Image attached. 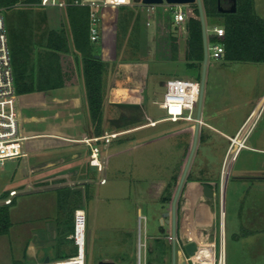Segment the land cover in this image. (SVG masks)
Instances as JSON below:
<instances>
[{"label": "rangeland", "instance_id": "1", "mask_svg": "<svg viewBox=\"0 0 264 264\" xmlns=\"http://www.w3.org/2000/svg\"><path fill=\"white\" fill-rule=\"evenodd\" d=\"M64 1L67 4L64 7H44L28 0H18L8 8H1V12L5 17L8 31L14 28L25 34L35 33L38 37L46 29L58 31L64 29L70 37L67 6L73 0ZM253 3L257 14L264 18V0H253ZM194 5L196 4L184 7L189 16L194 14ZM126 8L135 12L140 11L141 14L137 46L133 44V36L122 35L117 38L116 22L106 19L101 22V36L95 46L98 54L107 60L114 58L119 63L125 60L134 62L131 63L135 64L131 70L135 72L138 69L141 73L140 76H135L136 80H133V83H139L140 77L143 78L145 73L149 74L148 89L151 95L147 103L148 113L145 115L143 111L138 113L118 111L112 115L114 121L110 129L117 133L124 131L116 138L129 136V139L120 142L114 138L110 143L111 146L107 152L110 163L105 172L107 183L91 184L89 198L88 194L85 196L86 192L83 193V190L79 189L85 197H80L79 208L74 210V231L68 236L71 241L64 242L61 246H58L57 241L59 232L57 188L70 186L73 189L82 185L83 182L77 180L78 173L72 175L74 181L71 180L70 183L58 184L63 179H54L52 184L44 187L48 181H40L42 178L37 173L33 176L27 175L19 161L8 159L9 161L0 163V205L3 204L10 190L18 191L10 205L12 226L8 233L0 235V264H37L44 262L47 257L49 261L69 258L63 256V253H68L74 246L79 248L77 239L82 245L84 242L81 254L85 257V264H135L137 244L139 238H143L144 235L150 237L148 242L151 247L159 239L165 240L167 245L171 246L167 251L165 262H161L156 257L152 258L155 254L149 253L147 264H172L171 225L165 222L162 215L164 211L171 209V203L161 202L160 197L167 184L172 182V178L182 173L193 141L196 121L165 120L163 119L164 111L158 103L163 100L165 90L162 82L176 76L200 82L203 63L191 64L185 59L188 36L186 24L173 25V13L169 5L161 4V7H156L149 13L140 5L133 7L127 5ZM117 12L119 14V8ZM222 19H206L207 28L214 25L222 26ZM147 20L151 21L150 25H146ZM101 44H105L103 53L100 51ZM173 44L177 47L176 54L172 50ZM218 60L213 57L208 58L202 117L207 116L208 111H211L209 105L212 101V106L215 108L222 105L221 109L225 117L231 112L229 125L232 127L239 121L244 119L246 121L251 115L252 111L247 109V104L253 98L252 93L259 86L255 76L262 82V74L256 73L257 69L254 68L259 66L256 63L233 62L222 58L221 64ZM259 64L264 65L262 62ZM115 69L120 73L119 64ZM215 70L220 72L218 77L213 76ZM128 71L129 69L126 68L125 72ZM151 78L154 80L153 83ZM197 110L198 103L195 105V116H197ZM214 112L208 116L212 117ZM158 119L161 121L158 122ZM211 121L218 126L213 118ZM200 126L202 128L199 130L198 145L188 173L192 179L213 181L212 185L216 191L214 200L204 197L205 202L211 206L213 221L209 228L202 229L203 234H209L210 239L216 236L219 253L220 233L225 223L227 227L224 239L226 264L229 257H234V248L240 247L251 249L253 252L249 255L247 253L243 256L238 255V259H243L244 264H259L264 259V230L259 229L255 235L243 238L239 242L235 241L230 233L233 220L240 219L242 208V202H239L240 205L234 203L235 181L227 188V182L232 180L234 174L231 172L234 158L229 166V174L224 186L222 182L225 178L223 168L228 169L226 160L231 161L236 148L227 158L230 147L228 140L217 137V133L206 127L204 122ZM126 129H135V131ZM220 129L223 128L220 127ZM256 132L254 129L247 144L252 143ZM100 141L97 145L101 150L102 145L105 144L102 139ZM222 155L224 160L220 158ZM251 161H264V152H254L243 148L235 167V175L238 174L242 165ZM218 167L222 168L221 173H218ZM205 168L208 173L201 171ZM101 176V173H97L96 179L99 181ZM31 181L36 182L31 183ZM250 182L253 183L247 184L237 201H243V195L249 192L248 203L244 204L242 212H246L247 217L255 216L257 220H262L260 223H264V183ZM190 183L192 182L185 184L177 206V220L179 218L181 222L184 210L190 207L191 197L188 195ZM222 194H224V213H222L221 204ZM176 239L186 240L182 236L181 223L177 224ZM59 253L62 254L61 257L58 256ZM177 258L176 264H179Z\"/></svg>", "mask_w": 264, "mask_h": 264}, {"label": "crops", "instance_id": "2", "mask_svg": "<svg viewBox=\"0 0 264 264\" xmlns=\"http://www.w3.org/2000/svg\"><path fill=\"white\" fill-rule=\"evenodd\" d=\"M134 5L140 4L135 3L130 5V7H133ZM140 6L142 8V5ZM158 7H161V5ZM118 8L119 7L115 6H108L104 8L102 21H104L105 19L108 21L114 20V22H116V26L118 19ZM48 30L50 29L43 30L42 33ZM33 37L34 39H32L31 42H28V46L33 49L34 53L31 55V59H28V61L29 69L35 70V66L37 63V52L47 48V41L45 37H36L35 33H33ZM104 50L105 44H101L100 51L103 53ZM101 58L107 63V72L104 79L103 90L104 117L102 124L103 132L101 135H99L92 126L88 112L85 81L82 74L81 61L77 62L74 58V55L66 54L65 58L62 60V80L56 81L59 82L56 87L43 91L18 94L17 105L19 113L20 130L22 135H24L26 139L24 141L23 154L17 158L9 160L19 161V163L22 164L23 170L27 175L33 176V174H39L42 178L40 181L49 182L44 184V187H47L52 184L51 182L54 179H63L62 182L58 184H62L64 182L70 183L71 180L74 181L72 175L77 173L79 175L77 180H81L83 184L73 189H80L85 192L90 191L91 184H106L107 179L105 172L107 171V166L110 163L109 157L107 156V152L110 149V143L113 140L109 144H105L104 146L102 145L101 147L98 158L103 166V170L99 171L96 166L90 164L91 146L86 142V139L114 132L112 129H110L112 128L114 121L112 115L114 113H117L118 111H127L129 113H138L139 111H143L145 115H147L148 113L147 103L151 95L149 94L148 89L149 74L146 75L145 73L143 78H139L140 82L135 84L133 83V80H136L135 76H140L141 72L138 71V69L137 71L135 70V72H133L134 70H131V67L135 65L131 63L134 62L125 60L119 63L113 57V60H107L104 57ZM221 60L222 58L218 60V63H221ZM249 63H256L259 65L254 69H257L255 70L257 74H262L261 78L263 81L260 82V78H257L255 76L256 82L259 84V86L256 90H254L251 96L253 98L250 99L249 103L247 104L248 110L252 112L255 111L253 116L257 115L255 125L248 139L251 138L254 129H256L257 132L255 138L251 141V144H247L246 141V148L254 152H264V65L259 64L258 62ZM117 64L120 65V73L115 69ZM221 66L222 65H220V67ZM126 68H128L130 72H125ZM219 73V71L215 70L213 72V76L218 77ZM153 81V78H151V83H153ZM164 84L165 82H162L163 87ZM221 106L222 105H220L218 108H215L214 106H212L211 101L209 105V110L211 111H208L207 114L209 115L211 112L215 111L214 115L212 117L208 115L202 117L201 110V119L206 127L217 133V137H223L224 139L228 140V136H234L239 132L242 125L244 124L245 119L239 121L237 124H234L231 127L229 124L232 114L231 112H229L228 116L225 117L223 115L224 113L221 109ZM213 107L215 109H213ZM211 118H213V120L217 122L218 126L223 129H220V127L216 126L213 121H211ZM157 121L159 122L161 121V119H158ZM201 128L202 126H200L199 130H201ZM126 130L135 131V129ZM123 133L124 131H120L119 135H122ZM243 134L244 132H242L240 135L241 139L243 138ZM116 139H118V141L120 142H123L124 140L129 139V136H121V138ZM93 144L95 143L93 142ZM242 149L239 150L236 155L233 154V157L230 162L226 160V165L228 169H225V167L223 168L225 178L222 183L225 184V179L229 174V166L233 163L232 160L234 158V163L232 164L233 166H231V172L234 174L232 180H228L227 188L232 182L234 183L235 181L234 184L236 185L234 195L236 199L234 203L240 205L239 202H242L241 207L243 208L244 204L246 202L248 203L247 199L249 196V192L248 194L246 193L245 195H243V201L237 200L239 199L240 194L245 189L247 184L253 183L250 181L264 183V161H251L246 165H242L239 169L238 174L235 175V167L242 152ZM220 158L224 160V155L220 156ZM9 160L7 159L5 161ZM221 169V167L218 169V173L222 172ZM201 171L208 173L207 168ZM97 173H101L102 175L99 181L96 179ZM102 178L106 179L105 183H101ZM200 180L205 182L194 183H207L212 186L215 190L214 185H212L213 181L208 179ZM33 182L36 181H31V183ZM199 203H201L205 208H207L210 213L212 212L211 206L209 205V203L205 202V200L203 201L202 198H199ZM191 205L192 207H195L192 199L190 200L189 209L192 208ZM242 208L240 212V219L238 221L235 219L233 220V224L231 225L232 230L230 232L232 238L238 242L243 238L255 235L256 232L259 231V229L260 231L264 230V223H260L262 220H257L255 216L252 217L248 215L247 217V215L245 214L246 212H242ZM191 211L194 216L191 213L187 212L186 209L184 210L183 220L192 217L191 219H193V225H197L199 229H203L204 227H210L213 221L212 214L210 215V220H208V222H199L197 220V207H195V209H191ZM241 213H243V215ZM182 222L179 221L178 218L177 224L180 225L181 223L182 226ZM223 224V232L225 239L227 227L225 223ZM233 252L234 257H229L228 264H244L243 259H238V255L243 256L246 255V253L249 255L250 252H253V250L240 247L234 248ZM263 262L264 259L260 261L259 264H263Z\"/></svg>", "mask_w": 264, "mask_h": 264}, {"label": "trees", "instance_id": "3", "mask_svg": "<svg viewBox=\"0 0 264 264\" xmlns=\"http://www.w3.org/2000/svg\"><path fill=\"white\" fill-rule=\"evenodd\" d=\"M17 1L0 0V8H8ZM28 1L36 5L39 3V0ZM202 4L206 19L223 18L222 27L225 29V35L219 39L212 34H208V42L221 41L224 43L225 52L222 58L233 62H264V18L257 14L253 0H237V10L233 13L219 12L218 0H202ZM126 7L127 5L119 7L117 38L122 35L126 37L133 36V44L137 46L136 41L138 35H140L141 14L140 11L126 10ZM193 7L194 14L189 16L186 21L188 36L185 59L191 64L195 62L203 63L204 56L199 11L197 5ZM89 14V6L71 2L67 6L71 39L64 29L60 31L50 29L38 35V38L45 37L47 48L37 52L35 70L29 69L28 61L34 53L33 49L28 46V42L34 39L33 33L25 34L22 31L18 32L16 29L10 28L9 37L17 94L43 91L56 87L59 83L56 81L62 80V60L66 54L74 55L77 62L81 61L90 120L96 132L101 135L103 132V90L107 63L101 57L96 56L99 54L95 46L96 42L90 38ZM172 50L175 54L177 53L176 44L172 45ZM174 56V59H176V55ZM180 177L181 175L174 176L172 182L167 184L160 197L161 202H172ZM190 181L205 182L190 178L188 173L185 184ZM85 192L83 193H85V196L88 194L89 198V191ZM81 196L85 197L84 194L80 193V190H73L70 187L57 189L58 246L71 241L68 236L74 231V210L79 208ZM11 226L10 205L2 204L0 205V235L8 233ZM169 248L171 246H168L165 240L159 239L155 241V245L149 250L148 254H155L152 258L156 257L161 262H165ZM77 253L78 247L74 246L68 253H63V256H75ZM61 255L58 254L60 257Z\"/></svg>", "mask_w": 264, "mask_h": 264}, {"label": "built area", "instance_id": "4", "mask_svg": "<svg viewBox=\"0 0 264 264\" xmlns=\"http://www.w3.org/2000/svg\"><path fill=\"white\" fill-rule=\"evenodd\" d=\"M74 4L87 5L90 8L89 14V31L90 38L96 42L101 36V22L104 8L108 6L120 7L122 5H132L133 0H73ZM166 4V3H163ZM39 6H57L64 7L66 2L64 0H39ZM142 5V8L151 12L160 5ZM169 5V4H166ZM173 13V25L185 23L189 17L186 5H169ZM100 23V26H99ZM151 21L147 20L146 25H150ZM209 35L212 34L217 38H221L225 35V29L222 26H213L207 28ZM211 32V33H210ZM225 52V45L221 41L208 42L209 57L215 59H221ZM163 100L158 103V106L164 111L165 120L177 122L180 120L198 121L203 124L202 119L197 120V116L194 115L195 105L198 103L200 94V82L197 80L189 79L187 77H173L168 79L164 84ZM18 94L15 86V75L12 65V52L10 46V37L7 27V23L0 8V163H3L7 159H13L23 154L24 141L26 137L22 135L19 124L18 113ZM255 111L247 118L242 125L239 132L246 128L243 134V139L239 144L238 151L242 148H246V141L255 125L256 116H253ZM251 121V122H250ZM249 122V123H248ZM155 123V122H153ZM238 132V133H239ZM238 133L234 136H228L229 150L235 144V139ZM119 135L117 132H111L102 136L86 139V142L91 146V159L90 164L97 167L99 171L103 170V166L98 158L99 146L98 142L102 139L104 144H109L114 138ZM93 142L95 144H93ZM237 151V153H238ZM236 153V154H237ZM235 154V155H236ZM106 179L102 178L101 183H105ZM18 191L12 189L9 191L8 196L3 200V204L11 205L13 199L17 196ZM146 217L144 218V221ZM205 242L195 241L197 244V250L194 255L188 256L184 250V244L192 241L188 238L186 240L176 239V258L181 264L182 256L185 264H203L200 259L195 257L201 247L210 248V257L205 261L206 264H226L224 254V232L223 225L220 233V251L217 252V238L214 235L213 239H210V235L206 234ZM147 237L139 238L136 250L135 264H147L148 252L150 250V244ZM78 241V253L75 256L69 258L51 261L48 264H69L74 262H80V256L83 245ZM83 260V258H82Z\"/></svg>", "mask_w": 264, "mask_h": 264}, {"label": "water", "instance_id": "5", "mask_svg": "<svg viewBox=\"0 0 264 264\" xmlns=\"http://www.w3.org/2000/svg\"><path fill=\"white\" fill-rule=\"evenodd\" d=\"M223 0H218V10L222 13H233L237 10V0H228L229 6L225 7L222 5ZM136 4H143V5H161L163 3L169 4V5H193L196 4L199 11V17L201 21V28H202V38H203V50H204V56H203V67H202V73H201V80H200V94H199V100H198V110H197V120H200L201 118V110H202V101H203V94L205 89V82H206V69H207V62L209 58L208 53V34H207V26H206V17L203 9L202 0H133ZM97 57H100V55H96ZM199 129H200V123L197 121L195 124L194 129V135H193V141L192 146L190 149V152L188 154L187 160L185 162L180 180L178 182L177 188L175 190L174 197L171 202V209L164 211L162 213L163 218H165V222L167 224L171 225V232H172V264H176V234H177V206L179 202V198L181 196L182 190L185 186V182L187 179V175L194 157V154L196 152V148L198 145V139H199ZM201 186V192L202 195L209 199L214 200L216 192L212 186H210L207 183L199 184ZM152 247H150V250ZM184 250L188 256L194 255L195 251L197 250V244L195 241H189L184 244ZM49 258H45L44 262H48ZM185 264V262H183Z\"/></svg>", "mask_w": 264, "mask_h": 264}, {"label": "bare ground", "instance_id": "6", "mask_svg": "<svg viewBox=\"0 0 264 264\" xmlns=\"http://www.w3.org/2000/svg\"><path fill=\"white\" fill-rule=\"evenodd\" d=\"M245 130H246V128L242 129L238 133V136L235 139V144L230 148L231 150H229L227 157H229V154L232 153L234 148H236L235 152H234V155L237 153L238 148H239V144L241 143V141L243 139V138L242 139L240 138V135H241L242 132L245 133ZM222 185L224 186L223 183H222ZM189 191H190L191 194L188 193V195L191 197L194 206L197 207V220L199 222H204V221L208 222V220H210L211 213L208 211L207 208H205L201 203H199V198H202L203 201L205 200V198H204V196L202 195V192H201V186L199 184H196V183L192 182V183H190ZM223 197H224V194H222V200H221L222 213H224ZM185 203H186V201H185ZM191 207H192V205H191ZM186 211L192 214L191 209H189V208L187 209L186 208ZM191 218L183 220V222H182L183 223L182 224V236H184L185 238H188L190 240H193V241H198L199 243L200 242H205L206 236L203 234L202 228L199 229V227H197V225H193V219H191ZM210 251H211V249L209 247L208 248L201 247L200 250L195 255V257L200 259L203 264H206L205 261L210 257ZM80 258H81L80 262L77 261V262L69 263V264H85V257L81 254ZM82 258H83V260H82ZM50 262L51 261H49V262H40V263H37V264H48ZM183 262H184V258L182 256L181 264H183Z\"/></svg>", "mask_w": 264, "mask_h": 264}, {"label": "flooded vegetation", "instance_id": "7", "mask_svg": "<svg viewBox=\"0 0 264 264\" xmlns=\"http://www.w3.org/2000/svg\"><path fill=\"white\" fill-rule=\"evenodd\" d=\"M222 5L225 6V7H228L229 6V1L228 0H223L222 1ZM164 220H166V219L164 218Z\"/></svg>", "mask_w": 264, "mask_h": 264}]
</instances>
